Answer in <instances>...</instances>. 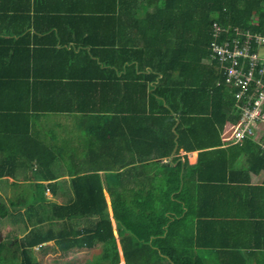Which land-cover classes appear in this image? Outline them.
Wrapping results in <instances>:
<instances>
[{
	"label": "trees",
	"instance_id": "1",
	"mask_svg": "<svg viewBox=\"0 0 264 264\" xmlns=\"http://www.w3.org/2000/svg\"><path fill=\"white\" fill-rule=\"evenodd\" d=\"M31 7V0H0V100L12 104L11 100L21 98L16 105L21 111L18 116L30 110L35 115L66 110L64 100L72 101L69 92L77 89L82 94L81 103L91 101V111H102L119 125L125 121L157 126L162 144L169 140L175 143L178 135L179 146L188 150L206 144H198L206 133L209 147L220 145V128L228 119L236 122L240 118L241 112L234 111L238 87L227 81L217 60L206 59L215 39L219 43L236 36L244 39L240 33L246 31L264 34V0H84L78 13L72 15L62 13L64 9L57 4L43 8L36 4L34 12ZM214 22L228 30L216 37ZM69 108L73 110L72 105ZM175 124L174 133L171 128ZM20 132L12 130L18 136ZM25 132L30 136L28 128ZM113 133L116 131L100 129L92 146L102 151L92 152L90 158L61 161L71 175L72 192L66 202L31 201L25 211L16 212L15 203H7L0 195L3 222L7 224L6 217H13L26 228L20 237L19 259L6 241L0 240V264H43L41 253L54 250L49 244L52 240L62 253L102 244V252L87 264H119L118 239L105 189L125 264H264V245L260 249L264 238L257 240V249L247 247L242 252L238 247H246L245 242L226 237L228 231L224 233L216 220L204 225L203 233L195 234V227L200 229L201 224L194 223L191 203L175 202L172 195L178 194L155 183L161 173L169 180L171 172L182 167L181 162L160 164L149 161L151 155L128 158L120 138ZM115 142L119 143L116 149L110 145ZM228 149L248 153L247 167L251 170L264 169L261 143L248 139ZM228 149L212 151L226 154ZM212 151H203L202 160ZM169 153L161 151L162 156ZM31 157L36 159L42 179L49 180L47 186L56 193L58 185L52 180L57 178L54 166L60 161L54 155L42 157L35 152ZM224 159L210 160L209 165L212 169L222 167L226 173L233 164ZM14 162L8 159L0 163V177L4 172L14 174L18 165L26 163ZM196 164L186 166H200ZM146 168L159 169L158 175L145 177L154 186L127 190L128 177L136 179L135 173ZM79 224L85 225L78 228ZM249 226L253 229L247 231L264 236L260 233L264 221L254 220ZM4 236L11 239L18 234L9 230Z\"/></svg>",
	"mask_w": 264,
	"mask_h": 264
},
{
	"label": "crops",
	"instance_id": "2",
	"mask_svg": "<svg viewBox=\"0 0 264 264\" xmlns=\"http://www.w3.org/2000/svg\"><path fill=\"white\" fill-rule=\"evenodd\" d=\"M83 1L84 0H31V8L34 12L36 4L38 8L57 4V6L61 5V8L64 9L62 13L72 15L78 13ZM256 15L258 16V12L255 13V16ZM208 59L210 58H207L206 61L211 62ZM42 61L46 63L44 60ZM61 61L63 63L66 62L65 59ZM123 72L124 70L119 71L118 74L120 75ZM57 89H59V87H57ZM69 94L72 96V101H70V103L68 99L64 100L67 107L66 110L42 112L37 115L30 110L31 112H26L21 117L18 116V113H21V111H19L16 106L18 102H21V98L16 101L11 100L12 104L7 103L3 99L0 100V105L5 104V106H3L5 109L3 107L0 108V163L8 159L15 161L14 163H21V161L26 162L18 165L14 174H7L4 172V175L0 177V195L3 196V193H8L6 198L3 196L7 203H15V207L21 210L20 205L24 204V206H28V203L33 201L35 196H39L42 202L44 199L55 200L59 203L66 202L70 198L72 192L70 189L71 175L69 174L68 166L61 161L70 158L87 159L91 157L90 155L92 152H101L102 150L92 145L97 142V137L100 136L101 128L112 129V132L116 131V134L113 133L115 135L114 137L120 138L118 139L119 141L117 138L114 139L122 144L123 151H125L124 154L126 157L128 155V158L137 157L146 159L149 158L147 155H151L149 161H156L160 164L168 163L169 161L174 165L179 162L182 163L180 169L171 172L170 176L168 175L170 177L169 180L163 178L165 175H162V173L159 174V169L157 168H146L138 171V173H135L138 175V178L135 179L132 175L128 177L126 183L127 190L135 188L148 189L150 186L154 185L150 184L149 180L145 177L159 174L161 178L155 182L158 188L166 186L172 189L175 194L179 195V197L172 195L174 201L176 200L178 203H191L193 206L192 209L195 214L194 223L196 225L201 224L200 229L199 226L195 227V234H197L198 231L203 233L205 231L204 225L213 223V220H216L218 225H223L224 233L228 231L226 237L231 236L232 238H230L233 241L245 242L246 247H238L241 248L240 250L242 252L246 251L248 248L257 249V240L263 241L264 236H259V234L251 233L247 230L253 229L252 226H249L250 222L258 219L264 221V169L260 171L251 170L247 167L248 153L245 151L232 153L228 149L233 144H239L227 141L224 137L225 131L229 124L233 122V119H228L224 127L222 129L220 128V145L209 147L211 143L208 138V133H206L203 136V142L200 141L198 143L202 144L206 142V144L195 146L188 150L185 146H179L177 141L178 135L174 137L175 143L171 144L169 140L165 141L163 145L158 139L159 129L157 126L137 123L129 125L125 121H122V124L119 125V122L111 120L108 116H105V113L103 115L102 111L92 110V112L90 110L91 101L81 103V91L74 89V92H69ZM81 104L83 105V109H86L85 111L83 109L80 110ZM71 105L73 110H69V106ZM26 128H28L30 136L25 132ZM88 128L90 131H88ZM95 128L97 134L94 130ZM15 129L21 130L19 136L12 133V130ZM171 129L175 133L176 124ZM119 133H121L120 136ZM107 137H109V135ZM135 144L137 145L135 146ZM110 145L116 149L115 147L118 148L119 143H110ZM134 146L138 151L134 150ZM217 148L228 150L226 154L213 153L212 150ZM129 149L133 151L131 152ZM162 150L170 151V153L162 156ZM209 150L212 151V153L207 155L208 158L205 157L207 161H203L201 153ZM33 152L42 157H52V155H54L55 159L60 161V165L54 166V173L57 178L52 180L56 181L58 185L55 187L56 193H53L47 186L49 180L42 179L41 175L38 173L36 159L31 157ZM141 152L145 155L141 156ZM87 154H89V157H86ZM222 156H224L225 159ZM223 159H231L233 164V168H228L226 173L222 167L215 169L210 167V160L219 161ZM30 163H32V165H30ZM186 163L189 165H197L196 163H198L200 166L196 168L187 167ZM101 173L104 172L102 171ZM224 175H227L225 180L223 179ZM180 193H183L182 197ZM105 195L114 227V233L118 239L120 262L122 261L124 262L123 264H125L126 260L122 245L119 241L111 199L106 189ZM26 208H22V211H25ZM188 209L189 207L184 205V211H188ZM22 224H24V222H22ZM84 225L85 224H79L78 228ZM260 233H264V230ZM22 235L19 234L17 238H13L20 246V255L22 253V246L20 244V237ZM49 244L54 247V250H48L43 254L41 253L43 264H47L44 256L50 257L52 254H57L59 256V263H65L66 260V264H69V258H72L74 254H77L82 249V251H86V249L98 247L100 250L97 255L103 250L102 244H97L93 247L75 248L68 253H62L61 249L57 248L53 240L50 241ZM263 245L264 242L260 249ZM205 249L206 248H204V250ZM192 251L197 257L198 251L196 248ZM11 253L13 254L12 248ZM36 254L39 255L37 252ZM192 258L194 259L195 257L192 256ZM165 264L172 263L166 261ZM201 264L204 263L201 262Z\"/></svg>",
	"mask_w": 264,
	"mask_h": 264
},
{
	"label": "built area",
	"instance_id": "3",
	"mask_svg": "<svg viewBox=\"0 0 264 264\" xmlns=\"http://www.w3.org/2000/svg\"><path fill=\"white\" fill-rule=\"evenodd\" d=\"M214 35L219 37L228 30L218 22L213 23ZM245 38L236 36L219 43L212 42L209 61L217 60L224 67L227 81L238 87L235 91V111L241 116L229 124L225 139L244 144L248 139L264 145V34L246 31ZM253 41L257 48L253 49Z\"/></svg>",
	"mask_w": 264,
	"mask_h": 264
},
{
	"label": "rangeland",
	"instance_id": "4",
	"mask_svg": "<svg viewBox=\"0 0 264 264\" xmlns=\"http://www.w3.org/2000/svg\"><path fill=\"white\" fill-rule=\"evenodd\" d=\"M7 195H8V193H3V196L5 198L7 197ZM33 201H36V202L40 201V197L35 196ZM20 206H21V208H20L21 210L18 209V211H16V212L22 211V208L27 207V206H24V204H22ZM8 218L9 217H6L7 222H8L6 224L5 222H3L4 220L0 217V234L2 233V235H3L1 240H5L6 243L10 245V247L12 248L14 256L16 257V259H19V257H20V253H19L20 252V246H19V244L14 241L15 238L9 239V238H6L4 235H6V233L9 230L16 232L18 235L19 234L22 235L23 233L26 232V228L22 224L23 221H20V220L16 221V218H13V217H10V219H8ZM82 250H80V252H78L77 254H74L72 256V258H69L68 263L69 264H87L89 259H91L92 257L94 258V256H96L99 253L100 248L95 247L93 249H88V250L86 249V251H82ZM58 258H59V256L57 254H52V256H50V257L44 256V259L46 260L47 264H66V260H65V263L64 262L59 263L60 261L58 260ZM123 263L124 262L121 261L119 264H123Z\"/></svg>",
	"mask_w": 264,
	"mask_h": 264
},
{
	"label": "water",
	"instance_id": "5",
	"mask_svg": "<svg viewBox=\"0 0 264 264\" xmlns=\"http://www.w3.org/2000/svg\"><path fill=\"white\" fill-rule=\"evenodd\" d=\"M2 239V234H0V240Z\"/></svg>",
	"mask_w": 264,
	"mask_h": 264
}]
</instances>
